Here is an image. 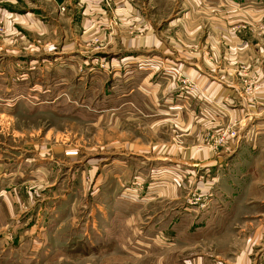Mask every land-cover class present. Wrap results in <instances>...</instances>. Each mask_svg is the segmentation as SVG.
Here are the masks:
<instances>
[{"label":"rangeland","instance_id":"obj_1","mask_svg":"<svg viewBox=\"0 0 264 264\" xmlns=\"http://www.w3.org/2000/svg\"><path fill=\"white\" fill-rule=\"evenodd\" d=\"M260 100L264 0H0V264H229Z\"/></svg>","mask_w":264,"mask_h":264},{"label":"crops","instance_id":"obj_2","mask_svg":"<svg viewBox=\"0 0 264 264\" xmlns=\"http://www.w3.org/2000/svg\"><path fill=\"white\" fill-rule=\"evenodd\" d=\"M56 7L55 8L58 11V5H56ZM76 7H79V5L76 6ZM42 15H43L42 18L43 17H46L44 14H42ZM42 20H46V19H42ZM51 20L52 19H49V21L46 22V25H48V26L44 25L43 22H38L39 25H40V26H38V30H39L38 31V33H39L38 35H41V32H43L45 26L48 27V30L53 29V27L54 28L55 27H58L57 26V23H55V22H53ZM80 27H81L80 29L84 28V26L82 24H80ZM58 47H59V44L57 46H54L53 47V49H55V50L47 49L44 52H46L48 54V57H49V55H51L52 57H55L56 55H59L61 57L63 54H67L66 52H68V49L71 48V46L69 44H67L66 41H63L62 42V45L60 46L61 47V50L58 51L61 54H57L58 52H55V51H57L56 49ZM42 54H43V52H42ZM81 55H83V54H81ZM43 56H44V54H43ZM37 59H38V57H37ZM56 59H58V58H56ZM256 104H257L258 107L260 106L261 109H264V101L263 100H260V102H258ZM205 114L208 115L209 117H211L210 111H208V113H205ZM250 115L247 118L248 122L249 121H253V120L256 121L255 124L254 123H250L251 127L256 128L255 131H262V132H264V114H261L260 112H258L254 116H251L250 117ZM211 119H212V117H211ZM199 153L200 152H197L196 150H194L191 153L193 157H197V156L198 157H201V159L198 160V162L197 161H193V163H192L193 165L191 167L195 168L194 169L195 172H196V169L199 170L198 169V166H201V167H204V168H206L207 166H212V161H213V165L214 166L217 165V164H221V159H219V157H217L216 159H214V160L211 161V158H210V155L209 154H206V152H203V155H201ZM260 153H261V151H260ZM186 156H189V155L186 154ZM179 163H182V164L185 165L186 162L179 161ZM186 164H188L189 167H190V163L188 161H187ZM263 174H264V171L261 170V175L263 176ZM257 183L258 184L259 183H262L263 186H264V180L263 179L261 180L260 179V176H259V180H258ZM246 200H247V202H250L249 199H246ZM253 200H255L257 203L264 202V196L262 195L260 197H256ZM257 217H260L261 218V214H258ZM246 242H247V245H248L247 246V249L246 250L244 249V251L239 256L235 257L234 260H232L231 262H229V264H264V230L262 228H260V227H257L256 230L252 231L248 235ZM254 245L257 248H259L255 252V254H254V251L251 249V247H253Z\"/></svg>","mask_w":264,"mask_h":264}]
</instances>
